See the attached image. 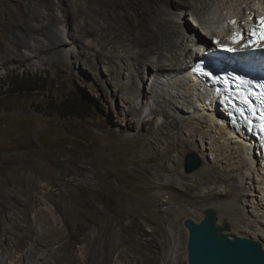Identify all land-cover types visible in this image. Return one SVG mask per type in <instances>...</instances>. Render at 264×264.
Instances as JSON below:
<instances>
[{
  "label": "bare ground",
  "instance_id": "obj_1",
  "mask_svg": "<svg viewBox=\"0 0 264 264\" xmlns=\"http://www.w3.org/2000/svg\"><path fill=\"white\" fill-rule=\"evenodd\" d=\"M26 1L0 0V66L31 67L35 58V64L47 63L60 75L73 80L75 61H83L95 71L97 81L111 83L120 92L123 107L117 113L123 128L117 134L110 133L104 145L106 155L116 159V164L103 162L97 166L81 155L72 154L73 148L69 146L48 151L36 149L1 156L0 176L18 177L12 185L37 187L39 175L52 173L55 189L47 185L43 196L67 199L78 220H91L96 214L93 208L95 185L120 193L139 188L140 192L149 194L148 190L153 188L149 177L155 178L158 191L149 196H157L158 201L152 203L162 214L156 218L140 215V222L136 221L139 220L136 216L132 218L133 215H129L131 221L126 223L122 214L110 218L118 220L123 244H136L140 252L148 250L144 254L147 264L155 258L156 251L152 247L161 244L159 236L163 231L155 220L170 219L177 200L191 205L212 198L228 199L221 203L223 221L248 232L264 249V166L247 153L245 137L234 133L224 122L223 111L215 104L210 91L189 73L190 58L196 60L202 51L201 39L213 46L231 39L234 29L246 36L250 24L262 16L264 0H120L125 3L102 0L103 7L91 9L94 18L82 16L81 21L77 19L78 28L69 26L67 35L71 39L68 41L51 26L57 24L59 14L47 0ZM41 3L47 10L46 23L40 20L42 15L36 8ZM76 17H79L77 12ZM18 31L21 34H17ZM22 47L31 53L22 52ZM90 49L95 52L87 51ZM121 57L125 59H117ZM99 63L106 65L107 76L97 73ZM122 69H127L125 80L121 79V74L125 73ZM148 80L146 91L142 84ZM147 105L149 111L144 114ZM156 114L162 118L156 119ZM108 121L110 125L112 120ZM97 124L104 123L99 119ZM138 124L140 128L134 135L125 134ZM208 150L213 155L211 162H204L192 173L183 171L185 154L197 151L205 158ZM126 161L132 165L123 164ZM84 178L86 181H81ZM138 183L140 187H135ZM218 183L220 185L216 186ZM27 191V197L22 200L24 220L12 216L13 220H0V227L5 224V241L9 239L8 233H14L18 246L28 236L22 230L27 226L24 223H28L29 214L44 204L42 196L35 197ZM1 193L0 190V214L6 207ZM14 198L20 203V197ZM38 214L52 221L49 212L42 207ZM153 222L157 226L148 237L144 225ZM42 235L39 232V236ZM115 235L111 231L108 237L113 239ZM74 239L85 243L84 248L94 257L93 263L98 264L96 256L101 252L93 244L97 237H87L79 227ZM115 250L118 257L128 255L126 246L115 245L111 252ZM32 254L33 250L26 248L19 257L28 262ZM129 260L130 264L134 261Z\"/></svg>",
  "mask_w": 264,
  "mask_h": 264
},
{
  "label": "rangeland",
  "instance_id": "obj_2",
  "mask_svg": "<svg viewBox=\"0 0 264 264\" xmlns=\"http://www.w3.org/2000/svg\"><path fill=\"white\" fill-rule=\"evenodd\" d=\"M119 1L115 0L114 3ZM29 2L38 3V0L26 1V3ZM120 2L125 3V1ZM47 3L53 9L55 8V13L59 14L56 20L57 24H52L51 26H55L54 29L62 34V37L67 39L66 41L71 39L67 35L69 26L70 29L78 28L77 19L81 21L82 16L88 19L94 18L91 9L98 10V8L105 5L102 0H47ZM36 8L42 15L40 20L44 19L43 22H48L47 10L44 4H37ZM76 12L79 14L78 18L76 17ZM17 34H21V31H18ZM11 36L12 34H9V37ZM37 36L43 38L42 35ZM85 40H91V38L85 37ZM66 46H69V44H66ZM21 51L26 54L31 53L26 47H22ZM87 51L95 52V50L91 49ZM117 59L123 60L125 58ZM33 60L31 67L16 68V65L13 64H9L6 67L0 66V157H4L9 153L29 152V150L36 149L48 151L69 146L73 148L72 154L81 155L83 159L92 161L97 166H101L103 162L116 164V159H111L106 155L108 151L105 150L104 145L108 143L107 138L110 133L117 134L123 128L121 119L120 121L118 120L119 115L117 113L118 109L123 107L120 92L111 83L97 81L95 71L89 65L84 64L83 61L81 63L75 61L73 80H69L65 75H60L49 64H35L37 61L34 62ZM105 66V64H100L97 68V73L101 77L107 76ZM123 71L125 73L121 74V79L125 80L127 69H122ZM10 82H16L18 87H26L27 89L19 90L17 87L11 86ZM149 84L150 81L148 80L142 84V87L144 86L147 91ZM75 103L82 107L83 113L87 115L86 117L66 114L68 111L66 108L70 104ZM143 110L144 114L147 113L149 105ZM159 116V114H156V119ZM161 118L162 116H160ZM99 119L104 124H97ZM108 119L112 120L110 125L107 123L109 122ZM139 128L140 124L134 129L127 130L125 134L132 136ZM207 146L209 147V144ZM190 152H195L199 155L201 166L204 162H211L213 158L210 150H208L205 158L200 156L197 151H189L188 153ZM187 154L183 157L184 172V160ZM123 164L130 167L132 162L126 161ZM54 178L55 175L52 173L39 175L38 186L32 185L29 187L25 184L12 185L18 177H9V180L5 176H0V190L3 198H5L4 203L6 205L4 211L0 214V220H13L11 216L18 220H24L22 200L27 197V192H29L27 189L35 197L42 196L44 201V204L35 207L29 214L28 223H24L27 226L25 225V229L22 230L28 236L24 238L25 240H21L19 246L15 243L14 233H8L9 239L5 241V235H3L5 224L1 225L0 264L93 263L94 257L90 255L91 253H89L87 248H84L85 243L74 239L79 227L81 232L87 237H97V241L93 244L101 252L96 256L98 264H130L129 258L134 259L132 264H147L144 260V254L148 253V250L140 252V246L136 244H123V239L120 235V224H118V220H110V218L111 216L116 218L119 214H122L125 219L123 221L126 223L131 221L129 215H133L132 218L136 216L139 219L136 221L140 222V215H150L152 218H156L162 214L159 211L160 209L155 206L156 204L152 203L158 201L157 196H149L158 191L155 188L157 186L155 178L149 177L150 182L151 179L153 180L151 183L153 188L148 190L149 194L140 192L139 188L134 191L120 193L103 185H95L96 199H94L93 208L96 209L94 210L96 214L91 220H78L74 209L71 208L67 199H59L56 195L54 196L55 200L49 195L43 196L46 188L52 187L55 189L51 182V179ZM86 179L84 178L81 181L84 182ZM186 181L192 182L189 178H186ZM213 185L215 186V184ZM219 185V183L216 184V186ZM135 187H140V184L138 183ZM199 188L205 189L204 186ZM15 195L21 198L19 200L20 203L15 200ZM252 197L255 198L254 196ZM224 201L227 202L228 199L212 198L200 200L191 205L183 203L181 200L175 201L173 206L175 211L170 219L155 220L160 223L163 233L159 236L161 244L158 247H152L156 254L154 261L150 264H188V230L183 224L184 220L191 218L194 221H200L204 216V210L212 207L217 211V223L222 224L224 218L221 216V203ZM39 207L49 212L52 218L51 222L46 221L42 214H38ZM40 217L42 220H39ZM229 223L231 227L229 233L243 237L249 236L248 238L254 239L248 232L238 230L232 227L231 222ZM6 226L11 227V224L6 223ZM156 226L155 222L144 225L148 237H151ZM135 230L140 231L138 227H135ZM111 231L116 233L113 239L108 237ZM39 232L43 233L41 237ZM128 233L130 234L131 232ZM105 240H108V243L105 244ZM115 245L126 246L128 255L121 258L118 257V251L111 252V248ZM26 248L32 249L33 254L28 262H23L19 256L25 252Z\"/></svg>",
  "mask_w": 264,
  "mask_h": 264
},
{
  "label": "water",
  "instance_id": "obj_3",
  "mask_svg": "<svg viewBox=\"0 0 264 264\" xmlns=\"http://www.w3.org/2000/svg\"><path fill=\"white\" fill-rule=\"evenodd\" d=\"M201 166L195 152L185 156L184 170L190 173ZM188 230V264H264L262 243L247 237L229 233L230 224L217 223V211L208 207L200 221L186 218L183 222Z\"/></svg>",
  "mask_w": 264,
  "mask_h": 264
},
{
  "label": "trees",
  "instance_id": "obj_4",
  "mask_svg": "<svg viewBox=\"0 0 264 264\" xmlns=\"http://www.w3.org/2000/svg\"><path fill=\"white\" fill-rule=\"evenodd\" d=\"M11 86L17 87V89L19 90H26V87H18L16 82H10ZM85 101V100H84ZM66 110H68L66 112L67 115H73V116H77V117H86L87 115H85L82 111V107L80 105L75 104H70V106H68L66 108Z\"/></svg>",
  "mask_w": 264,
  "mask_h": 264
},
{
  "label": "snow or ice",
  "instance_id": "obj_5",
  "mask_svg": "<svg viewBox=\"0 0 264 264\" xmlns=\"http://www.w3.org/2000/svg\"><path fill=\"white\" fill-rule=\"evenodd\" d=\"M233 41L235 42V39H236V34H233V37H232ZM262 39H264V36H262ZM229 50H232V49H229Z\"/></svg>",
  "mask_w": 264,
  "mask_h": 264
}]
</instances>
